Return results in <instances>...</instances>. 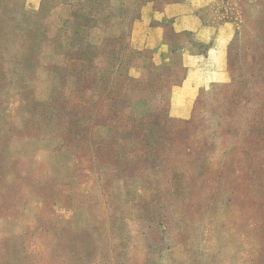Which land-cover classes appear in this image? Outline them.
<instances>
[{
	"label": "rangeland",
	"instance_id": "374dc122",
	"mask_svg": "<svg viewBox=\"0 0 264 264\" xmlns=\"http://www.w3.org/2000/svg\"><path fill=\"white\" fill-rule=\"evenodd\" d=\"M181 1L0 0V264H264V0Z\"/></svg>",
	"mask_w": 264,
	"mask_h": 264
},
{
	"label": "crops",
	"instance_id": "0c3cea01",
	"mask_svg": "<svg viewBox=\"0 0 264 264\" xmlns=\"http://www.w3.org/2000/svg\"><path fill=\"white\" fill-rule=\"evenodd\" d=\"M214 0H182L181 3L177 5L179 7V12L177 15V19L182 23V29L191 30L194 32H198L197 35L200 37V41L203 43L206 42L208 39H212L214 41L212 47L208 51V54L211 56V75H217L224 77V69L226 66V44L228 42L224 41L223 35L224 32H219L215 34V37H211V32L207 29L209 27L203 25L204 21L201 18L199 9L205 7L206 5L210 4ZM176 4L167 5L166 10L169 7H175ZM165 10V11H166ZM165 11L155 14L154 18L159 19L161 16L165 15ZM189 58L193 61V63L197 64L201 62L204 58L200 55H189ZM206 59V58H205ZM193 74H191L192 77ZM216 77V76H215ZM52 79V83L48 85L47 92L49 93L50 90L55 89L58 85L57 80L54 76L50 77ZM41 94V100H45L48 96V93Z\"/></svg>",
	"mask_w": 264,
	"mask_h": 264
}]
</instances>
